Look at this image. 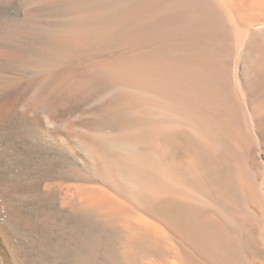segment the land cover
Masks as SVG:
<instances>
[{
    "label": "bare ground",
    "instance_id": "obj_1",
    "mask_svg": "<svg viewBox=\"0 0 264 264\" xmlns=\"http://www.w3.org/2000/svg\"><path fill=\"white\" fill-rule=\"evenodd\" d=\"M0 264H264V0H0Z\"/></svg>",
    "mask_w": 264,
    "mask_h": 264
}]
</instances>
